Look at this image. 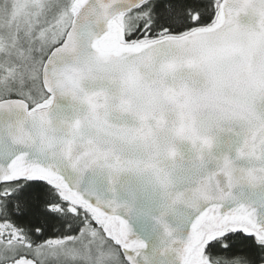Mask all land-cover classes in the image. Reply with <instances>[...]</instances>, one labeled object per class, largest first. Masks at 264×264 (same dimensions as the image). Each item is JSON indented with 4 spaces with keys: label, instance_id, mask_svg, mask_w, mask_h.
<instances>
[{
    "label": "snow or ice",
    "instance_id": "snow-or-ice-1",
    "mask_svg": "<svg viewBox=\"0 0 264 264\" xmlns=\"http://www.w3.org/2000/svg\"><path fill=\"white\" fill-rule=\"evenodd\" d=\"M0 264H264V0H0Z\"/></svg>",
    "mask_w": 264,
    "mask_h": 264
}]
</instances>
